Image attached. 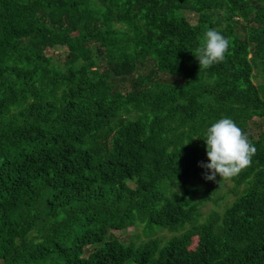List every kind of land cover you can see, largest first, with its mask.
<instances>
[{
    "label": "trees",
    "instance_id": "16d2710c",
    "mask_svg": "<svg viewBox=\"0 0 264 264\" xmlns=\"http://www.w3.org/2000/svg\"><path fill=\"white\" fill-rule=\"evenodd\" d=\"M263 65L264 0H0V264H264ZM225 116L257 152L222 193L196 136ZM145 223L178 234H113Z\"/></svg>",
    "mask_w": 264,
    "mask_h": 264
},
{
    "label": "clouds",
    "instance_id": "9594fccd",
    "mask_svg": "<svg viewBox=\"0 0 264 264\" xmlns=\"http://www.w3.org/2000/svg\"><path fill=\"white\" fill-rule=\"evenodd\" d=\"M230 46V38L215 28H208L194 54L200 69H208L214 64L224 62ZM196 137L202 138L206 143L209 162H201L200 165L209 170L204 174L206 180H215L217 174L221 179L239 175L242 170L251 166L252 158L257 152L249 134L227 116L207 127L203 137Z\"/></svg>",
    "mask_w": 264,
    "mask_h": 264
},
{
    "label": "rangeland",
    "instance_id": "374dc122",
    "mask_svg": "<svg viewBox=\"0 0 264 264\" xmlns=\"http://www.w3.org/2000/svg\"><path fill=\"white\" fill-rule=\"evenodd\" d=\"M193 16L191 15V18ZM219 17L215 16L214 20L218 21ZM222 25L225 26L226 22L224 17H222ZM195 22V21H193ZM240 35H243V32L240 31ZM52 52L55 54L53 62L55 64H58L57 66L59 68H65L64 65V59L67 56V50L65 47L61 46H55L52 49ZM253 81L256 85L264 84V65L263 66H258L254 68V74H253ZM251 129L254 131V134H257L260 130L264 129V118L263 119H255L252 124H250ZM224 183V189L222 190V193L226 192V187L228 186L229 188L232 186V183L230 179H225ZM232 197L228 196L226 200H231ZM223 204V203H222ZM214 208L212 204H209L206 208L205 211L209 212ZM113 234L120 238L122 241L126 243L130 242H140L141 240H148L150 238H160V239H166L169 240L172 237L171 236H176L178 233H171L170 231L156 225H148V224H142L139 225L135 228H130L125 232H120V231H114ZM199 238L194 237L193 242L191 246L188 248L189 253H194L195 249L198 245Z\"/></svg>",
    "mask_w": 264,
    "mask_h": 264
}]
</instances>
